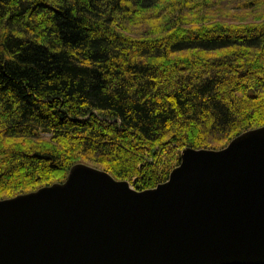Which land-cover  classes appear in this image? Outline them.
<instances>
[{"label": "trees", "instance_id": "trees-1", "mask_svg": "<svg viewBox=\"0 0 264 264\" xmlns=\"http://www.w3.org/2000/svg\"><path fill=\"white\" fill-rule=\"evenodd\" d=\"M264 126V0H0V200L86 163L156 187Z\"/></svg>", "mask_w": 264, "mask_h": 264}, {"label": "water", "instance_id": "water-1", "mask_svg": "<svg viewBox=\"0 0 264 264\" xmlns=\"http://www.w3.org/2000/svg\"><path fill=\"white\" fill-rule=\"evenodd\" d=\"M0 264H264V126L137 190L86 163L0 200Z\"/></svg>", "mask_w": 264, "mask_h": 264}, {"label": "bare ground", "instance_id": "bare-ground-1", "mask_svg": "<svg viewBox=\"0 0 264 264\" xmlns=\"http://www.w3.org/2000/svg\"><path fill=\"white\" fill-rule=\"evenodd\" d=\"M171 174V173H170Z\"/></svg>", "mask_w": 264, "mask_h": 264}, {"label": "rangeland", "instance_id": "rangeland-1", "mask_svg": "<svg viewBox=\"0 0 264 264\" xmlns=\"http://www.w3.org/2000/svg\"><path fill=\"white\" fill-rule=\"evenodd\" d=\"M177 167V166H176Z\"/></svg>", "mask_w": 264, "mask_h": 264}]
</instances>
